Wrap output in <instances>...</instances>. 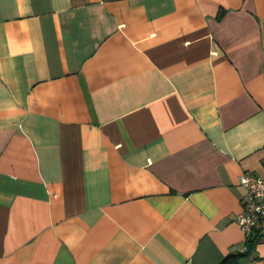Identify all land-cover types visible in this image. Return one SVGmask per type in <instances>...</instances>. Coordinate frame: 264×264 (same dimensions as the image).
<instances>
[{"label": "crops", "instance_id": "crops-1", "mask_svg": "<svg viewBox=\"0 0 264 264\" xmlns=\"http://www.w3.org/2000/svg\"><path fill=\"white\" fill-rule=\"evenodd\" d=\"M262 146L264 0H0V264H219Z\"/></svg>", "mask_w": 264, "mask_h": 264}, {"label": "built area", "instance_id": "built-area-1", "mask_svg": "<svg viewBox=\"0 0 264 264\" xmlns=\"http://www.w3.org/2000/svg\"><path fill=\"white\" fill-rule=\"evenodd\" d=\"M260 152L264 162V146ZM238 183L245 188V193L240 199L241 209L235 214L234 221L246 236L245 240L256 232L259 238L264 239V175L242 172L238 175Z\"/></svg>", "mask_w": 264, "mask_h": 264}, {"label": "trees", "instance_id": "trees-1", "mask_svg": "<svg viewBox=\"0 0 264 264\" xmlns=\"http://www.w3.org/2000/svg\"><path fill=\"white\" fill-rule=\"evenodd\" d=\"M258 238L259 233L257 232L249 235L248 239L245 240V248L243 250L227 253L219 264H237L241 259L250 255Z\"/></svg>", "mask_w": 264, "mask_h": 264}]
</instances>
